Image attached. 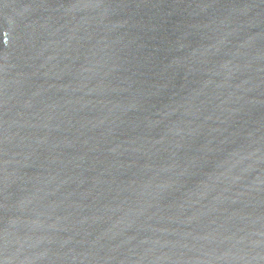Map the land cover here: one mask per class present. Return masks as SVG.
<instances>
[{"label":"water","instance_id":"95a60500","mask_svg":"<svg viewBox=\"0 0 264 264\" xmlns=\"http://www.w3.org/2000/svg\"><path fill=\"white\" fill-rule=\"evenodd\" d=\"M0 264H264V0H0Z\"/></svg>","mask_w":264,"mask_h":264}]
</instances>
